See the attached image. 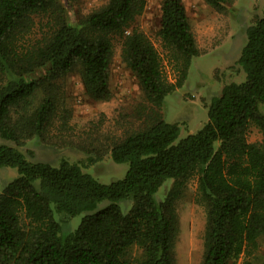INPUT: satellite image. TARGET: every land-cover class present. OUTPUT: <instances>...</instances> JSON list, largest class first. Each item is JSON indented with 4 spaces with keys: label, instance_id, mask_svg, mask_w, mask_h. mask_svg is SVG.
<instances>
[{
    "label": "trees",
    "instance_id": "16d2710c",
    "mask_svg": "<svg viewBox=\"0 0 264 264\" xmlns=\"http://www.w3.org/2000/svg\"><path fill=\"white\" fill-rule=\"evenodd\" d=\"M202 1L224 12L232 0ZM145 9V0H108L73 20L61 0H0V168L17 173L0 193V264H177V206L193 179L206 217L200 264H264V6L245 30L243 81L225 84L207 122L185 137L165 121V98L185 85L201 50L182 0L161 1L163 54L137 24ZM116 44L142 98L120 135L75 141L66 79L77 74L89 99L109 101ZM251 127L260 141L249 142ZM29 141L129 167L104 184L79 163L31 161ZM130 202L124 213L120 203Z\"/></svg>",
    "mask_w": 264,
    "mask_h": 264
},
{
    "label": "rangeland",
    "instance_id": "374dc122",
    "mask_svg": "<svg viewBox=\"0 0 264 264\" xmlns=\"http://www.w3.org/2000/svg\"><path fill=\"white\" fill-rule=\"evenodd\" d=\"M68 9L71 18H81L92 10L104 5L108 0H61ZM146 9L137 19V24L163 54L157 37L160 22V4L162 0H145ZM188 13L192 30L195 34L201 55L190 67L185 85L165 98L164 117L167 123H179L181 137L196 133L208 120L209 105L214 97L221 93L223 86L230 82L243 81L237 61L246 42V28L257 16L261 15L264 0H232L227 10L217 12L202 0H182ZM110 89L112 98L107 102H96L84 93L81 80L77 74L66 79L63 91V105L72 112L68 132L75 141L95 138L94 144L106 143L105 136H116L127 128L125 114L140 101L142 94L132 73L120 58V46L116 44L115 54L110 67ZM249 142L261 140L260 132L251 127L248 132ZM7 142L0 138V144ZM93 144V145H94ZM95 146V145H94ZM33 152L30 156L27 151ZM31 161H41L58 165L62 160L79 163L83 170L97 181L110 184L125 177L128 164L114 163L109 154L103 155L101 161L88 164V155L78 150L49 152L42 145L29 141L24 147ZM17 176L14 169L0 168V193L4 186ZM172 181L164 183L155 194L159 204L165 198ZM197 183L193 179L177 206L180 230L175 245L177 264H200L202 256V233L205 225V209L195 201ZM107 203L101 205L105 207ZM127 213L130 203H120ZM85 214L72 218L64 226L62 235L73 232L79 226ZM55 219L60 216L55 213ZM241 257L236 264H244ZM254 264V263H253Z\"/></svg>",
    "mask_w": 264,
    "mask_h": 264
}]
</instances>
